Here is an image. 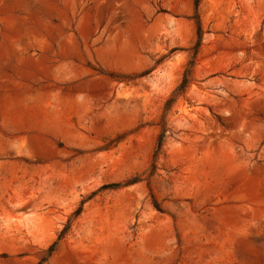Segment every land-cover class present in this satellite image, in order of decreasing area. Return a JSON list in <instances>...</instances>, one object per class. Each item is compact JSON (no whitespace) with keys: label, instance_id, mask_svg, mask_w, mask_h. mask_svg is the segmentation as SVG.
Wrapping results in <instances>:
<instances>
[{"label":"rangeland","instance_id":"374dc122","mask_svg":"<svg viewBox=\"0 0 264 264\" xmlns=\"http://www.w3.org/2000/svg\"><path fill=\"white\" fill-rule=\"evenodd\" d=\"M194 3L0 0V264H264V0H201L154 156Z\"/></svg>","mask_w":264,"mask_h":264},{"label":"trees","instance_id":"16d2710c","mask_svg":"<svg viewBox=\"0 0 264 264\" xmlns=\"http://www.w3.org/2000/svg\"><path fill=\"white\" fill-rule=\"evenodd\" d=\"M200 2H201V0H195V3H194L195 11H196L195 21H196V24H197L198 42H197L195 48L193 49L192 61L189 63V65H188V67H187V69H186V71L184 73V77H183L182 83L180 84L178 89L174 92L172 99H169L167 101V103H166L165 113H164V116H163V119H162L164 124H163V126L161 128V131H160V134L158 136L157 145H156V149H155V153H154L155 158H157L158 155L161 153L163 145H164V141H165V138H166V135H167V133H170V130L167 128L166 122H165V119H166V116H167V111H168V109L170 107V104L172 105L176 101V96H179L180 94L184 93L185 90L188 88V86L191 83L192 71H193V67H194L196 58H197L198 53H199V48L201 46V40H202V34H203V29H202V26L200 24V20H199V16H198V10H199V6H200ZM81 212H82V208H80L76 212L75 216L80 215ZM67 230H68V227H67ZM66 232L67 231H63L61 233V235L59 237V240L62 239V237L64 235H66ZM55 245H56V243L50 249V253H52L54 251Z\"/></svg>","mask_w":264,"mask_h":264}]
</instances>
